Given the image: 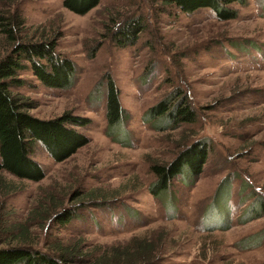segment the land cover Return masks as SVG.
Returning <instances> with one entry per match:
<instances>
[{
    "label": "rangeland",
    "instance_id": "rangeland-1",
    "mask_svg": "<svg viewBox=\"0 0 264 264\" xmlns=\"http://www.w3.org/2000/svg\"><path fill=\"white\" fill-rule=\"evenodd\" d=\"M0 1L1 12L24 18L23 37L59 34L56 52L75 66L68 88L46 87L30 69L21 73L25 83L12 91L31 104L27 112L42 120L64 112L90 120L74 127L89 143L64 162L36 142L32 158L43 168L42 181L3 172L18 188L0 197L10 222H24L42 190L55 189L66 207L85 206L64 226H32L39 240L83 238L95 251L163 235L162 264H264V212L256 215V203L264 201V0L231 4L237 17L227 21L208 8L184 13L162 0H100L84 16L66 10L63 0ZM131 17L144 30L123 46L114 43L116 27ZM108 79L129 115L127 136L120 135L127 147L105 135ZM164 99L172 108L189 106L195 122L148 119ZM200 140L208 145L202 173L193 176L184 166L152 196L151 164L169 163ZM90 195L109 202L90 205Z\"/></svg>",
    "mask_w": 264,
    "mask_h": 264
},
{
    "label": "trees",
    "instance_id": "trees-1",
    "mask_svg": "<svg viewBox=\"0 0 264 264\" xmlns=\"http://www.w3.org/2000/svg\"><path fill=\"white\" fill-rule=\"evenodd\" d=\"M11 0H3L6 3ZM1 2V1H0ZM163 4L175 7L184 13H193L200 9L212 10L221 21L233 20L237 13L229 6L235 2L241 5L246 0H162ZM100 0H63V7L71 13L84 16L96 8ZM1 4V3H0ZM24 18L17 13L9 16L0 11V197L17 193L18 188L13 180L3 174L19 180L38 183L45 178L41 165L32 158L36 142L40 143L47 155L56 163L66 161L80 148L89 143V139L79 133L74 127L86 126L88 118L64 112L62 115L48 120L38 119L27 112L31 104L13 93V89L25 83L20 78L21 73L30 69L33 76L49 88H68L72 84L75 71L73 62L56 52V40L59 34L47 40L41 36L39 40L33 37H23L21 28ZM144 24L140 18H130L116 27L111 36L114 43L123 46L138 38ZM95 54H90L93 57ZM171 101L164 99L151 107L147 118L163 119L167 124L195 122L196 114L187 105L181 109L171 107ZM171 107V108H170ZM105 135L111 141L127 147L120 137L127 136L125 129L129 115L119 101V93L111 79L107 81L106 92ZM155 122V121H154ZM208 155V145L204 141H196L186 146L169 163H153L150 171L154 181L150 186L152 196H158L170 187L173 179L187 166L193 176L202 173ZM62 192L55 189L42 190L35 208L30 211L24 222H10L6 212V202L0 201V264H162L165 261L164 236L156 239L143 236L132 237L127 242L112 246H100L99 250L89 251L81 238L69 241L56 240L49 242L31 235L32 226L43 227L45 224L66 225L77 217L76 208L85 204L66 207L63 204ZM67 197V195H66ZM90 199V205L103 208L109 201ZM91 197V198H90ZM88 204V203H87ZM258 212H264V201L257 203ZM75 209V210H74ZM76 212V213H75ZM250 219V218H249ZM248 220V219H247ZM47 222V223H46ZM44 229V228H43ZM224 230H227L225 228ZM256 237L253 243H259ZM252 240L243 241L247 247Z\"/></svg>",
    "mask_w": 264,
    "mask_h": 264
}]
</instances>
